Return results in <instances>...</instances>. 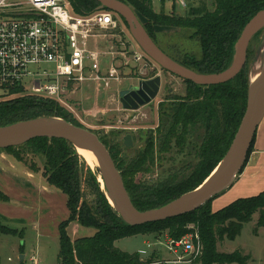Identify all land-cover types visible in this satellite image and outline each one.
<instances>
[{
    "label": "trees",
    "instance_id": "16d2710c",
    "mask_svg": "<svg viewBox=\"0 0 264 264\" xmlns=\"http://www.w3.org/2000/svg\"><path fill=\"white\" fill-rule=\"evenodd\" d=\"M68 1L76 15L110 12L94 0ZM119 1L147 20L144 28L157 47L154 26L190 31V38L198 42L199 58L184 53L177 60L158 48L176 64L202 75L219 74L232 65L241 32L256 13L264 9V0H213L212 11L189 7L188 13L181 17L174 13L154 12L150 0ZM183 81L187 85L185 97H173L159 106L156 138H148L142 150L120 163L115 162L109 150L129 198L140 212L163 208L199 187L226 156L245 112L249 91V67L246 61L239 74L225 84L205 87ZM41 118H60L81 127L61 106L47 99L17 96L0 101V127ZM252 142L253 139L249 151ZM23 148L27 154L43 159L40 172L46 183L67 197L69 217L58 227V264H148L140 260L138 253L123 252L114 243L124 238L162 231H168L171 238L179 239L195 232V229L186 228L189 224L196 227L203 245V264H247L250 256L240 251L216 253V238L235 240L244 224L249 223L257 211L260 212L256 229H264V191L253 197L237 199L215 212H211L210 207L214 197L188 214L145 225L128 224L100 189L98 170L92 172L71 143L37 138L21 145L0 147V152L22 163L20 150ZM179 155L184 159L181 163L175 159ZM155 161L162 169L156 182L150 185L136 182V176L149 172ZM175 163L178 165L175 166ZM28 169L39 172L33 165ZM84 188L92 197L89 202L85 199ZM71 223L92 229L95 233L72 241L68 233ZM4 235L20 236L21 233L0 222V237Z\"/></svg>",
    "mask_w": 264,
    "mask_h": 264
},
{
    "label": "rangeland",
    "instance_id": "374dc122",
    "mask_svg": "<svg viewBox=\"0 0 264 264\" xmlns=\"http://www.w3.org/2000/svg\"><path fill=\"white\" fill-rule=\"evenodd\" d=\"M166 6L169 7L168 4ZM188 6L191 8L202 7L212 11L214 9V2L213 0H188ZM131 9L134 11L139 22L145 27L147 20L133 8ZM152 9L156 13L163 12L168 15L171 13L168 8L162 11L163 9H160L156 3L152 4ZM189 9L180 10L177 14L184 17ZM120 21L123 26V32L119 36H106L90 40V45L98 48L102 54L103 69L113 65L118 70L119 81L112 82L110 89H106L99 84H87L80 89L73 103H69L66 108L59 105L82 128L95 133L105 143L107 149L112 152V157L116 163L132 158L144 148V144L148 138H156V132L159 127L158 111L160 104L162 102L168 103L173 97L182 99L185 97L187 91V85L182 79L162 70L142 51L131 37L126 25L121 19ZM153 31L158 47L171 57L180 60L184 53L196 58L200 57L198 42L194 38H190V31L167 26H154ZM246 62L249 67V80L253 73L260 74L262 72L264 67V25L257 30L249 43ZM156 76H159L161 79L159 93L156 98L137 110H124L119 103V92L127 90L130 86H137L140 80L151 79ZM49 119L60 118H41L38 120L48 121ZM126 135L131 137L132 147L130 148L124 146L123 138ZM20 151L23 156L22 163L27 168L33 165L41 171L43 165L41 157L27 154V150L24 148ZM0 153L7 155L4 152ZM175 159L179 163L184 160L183 156L180 155L175 156ZM156 164L157 162L155 161V165L149 172L138 174L136 182L148 185L154 184L158 176L162 174V169ZM177 165L178 163H175V166ZM217 169L218 167L212 172V176ZM97 170V182L100 189L105 193L98 179L100 170ZM94 171L96 172V169ZM84 191V194L87 195L85 199L89 202L92 197L86 188H84ZM211 212L213 211L211 210ZM259 212L257 211L251 216L249 223L244 224L243 229L235 240L229 241L226 237L222 240L216 238L214 251L218 254H229L240 251L243 255L250 256L247 264H264V230H259L260 228L256 229ZM186 228L196 230V227L191 224L187 225ZM89 230L93 232L92 229ZM167 237H170L168 231H162L151 237L137 235L124 238L116 241L114 245L121 251L130 254L139 252L141 261L149 262L148 264H166L165 261H161V258L172 259L162 245ZM154 238L161 242V246H154ZM8 240L12 239L8 238ZM152 248L153 253L144 255ZM0 251L6 259L8 249L4 247ZM53 251L56 253L57 250L49 249V261H52L51 256ZM203 259L205 260L204 249L199 259L195 260L192 264H203Z\"/></svg>",
    "mask_w": 264,
    "mask_h": 264
},
{
    "label": "built area",
    "instance_id": "2783aa9c",
    "mask_svg": "<svg viewBox=\"0 0 264 264\" xmlns=\"http://www.w3.org/2000/svg\"><path fill=\"white\" fill-rule=\"evenodd\" d=\"M150 1L170 14L189 8L188 0ZM122 32L114 13L76 15L68 0H0V101L34 96L66 108L87 84L110 89L119 81L118 70L103 69L102 54L90 40ZM164 246L172 257L166 264H192L203 252L197 230L167 237ZM30 261L38 264L35 257Z\"/></svg>",
    "mask_w": 264,
    "mask_h": 264
},
{
    "label": "water",
    "instance_id": "95a60500",
    "mask_svg": "<svg viewBox=\"0 0 264 264\" xmlns=\"http://www.w3.org/2000/svg\"><path fill=\"white\" fill-rule=\"evenodd\" d=\"M94 1L125 22L133 40L162 70L182 80H187L196 85L205 87L225 84L233 80L239 74L245 65L249 43L253 35L264 23L263 9L256 13L241 32L235 46L232 65L219 74L202 75L181 67L167 57L166 54L155 45L143 25L139 22L134 11L128 5L119 0ZM160 84L161 79L159 76L140 80L137 86H130L127 90L119 92V103L124 110H137L156 98L159 93ZM263 114L264 67L260 73L258 83L253 88L249 86L244 115L234 140L226 154L227 156L228 153H230V158L227 163L218 170L208 182L205 181L211 174L199 187L187 193L189 194L188 197L185 198V196H182L177 201L163 208L147 212H140L133 206L123 184L120 172L117 170L109 150L100 141L99 137L88 129L75 126L63 119H49L48 124L43 126H33L32 124L35 121L21 122L0 127V147L21 145L37 138L60 139L71 143L73 146L74 143L77 142L88 147L101 167L108 174V191L113 206L109 204L128 224L145 225L191 213L229 189L234 184L246 162L251 141L261 122ZM123 142L126 148L132 147V141L129 135L123 138ZM87 166L92 172L94 171L88 164ZM105 196L108 200L106 193ZM177 203L181 204L176 207L175 204Z\"/></svg>",
    "mask_w": 264,
    "mask_h": 264
},
{
    "label": "crops",
    "instance_id": "0c3cea01",
    "mask_svg": "<svg viewBox=\"0 0 264 264\" xmlns=\"http://www.w3.org/2000/svg\"><path fill=\"white\" fill-rule=\"evenodd\" d=\"M263 191L264 114L241 172L229 189L211 201L210 207L215 212L237 199L253 197ZM68 217L66 195L49 186L40 171L33 172L12 157L0 153V222L21 233L20 236L0 237V249L4 247L8 249L6 259L0 251V264H31V257H35L38 264H58V227ZM68 233L74 241L90 237L95 231L91 232L76 223H71ZM153 235L156 234L142 236ZM7 237L12 240H8ZM154 242V246H161L159 240L154 238ZM162 245L165 249L164 242ZM49 249L57 250L56 253L53 251L52 261H49ZM149 253H153V248L144 255H150ZM161 261L167 259L161 258Z\"/></svg>",
    "mask_w": 264,
    "mask_h": 264
},
{
    "label": "bare ground",
    "instance_id": "6f19581e",
    "mask_svg": "<svg viewBox=\"0 0 264 264\" xmlns=\"http://www.w3.org/2000/svg\"><path fill=\"white\" fill-rule=\"evenodd\" d=\"M264 25V23H263ZM255 66V65H254ZM252 71V70H251ZM259 78H260V74L257 73V74H252L251 77H250V80H249V84H250V87L253 88L259 81ZM48 124V121L47 120H36L32 125L33 126H43V125H46ZM1 145H4V144H1ZM74 148L76 150V153L93 169H99L100 170V176L98 177L99 179V182H100V185L102 187V189L105 191L107 197H108V200H109V203L113 206V202L112 200L110 199V196H109V191H108V184H109V178H108V174L106 173V171L101 167V165L99 164V162L97 161L96 157L93 155L92 151L80 144V143H74ZM230 158V153H228V155L219 163L220 165H218V170H220L228 161V159ZM216 167V168H217ZM215 168V169H216ZM216 171V172H217ZM215 172V174H216ZM212 174V173H211ZM214 174V175H215ZM213 175V176H214ZM212 175H210L205 182H208L212 177ZM185 198L189 196V194L187 195H184ZM181 203H177L175 204V206H179Z\"/></svg>",
    "mask_w": 264,
    "mask_h": 264
}]
</instances>
